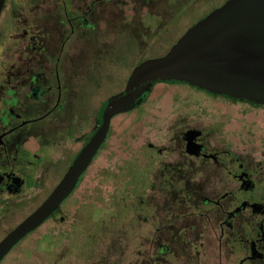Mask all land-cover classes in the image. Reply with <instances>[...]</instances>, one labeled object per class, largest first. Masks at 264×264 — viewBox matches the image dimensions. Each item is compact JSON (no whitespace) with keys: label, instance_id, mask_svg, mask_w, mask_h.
Segmentation results:
<instances>
[{"label":"flooded vegetation","instance_id":"af4514ba","mask_svg":"<svg viewBox=\"0 0 264 264\" xmlns=\"http://www.w3.org/2000/svg\"><path fill=\"white\" fill-rule=\"evenodd\" d=\"M41 1L5 0L0 13V243L50 196L90 138L94 129L81 137L75 131L92 110L98 115L105 95L95 87V76L103 78L104 72L89 61V40L100 34L106 17L112 21L122 14V3L127 8L136 0H52L51 11L33 15ZM106 2L120 5L106 9ZM91 97L98 101L91 103ZM181 130L177 147L182 159L173 182L192 187L173 195L179 218L153 225L155 231L144 240L150 246L136 250L129 263L264 264V202L241 198L258 191L260 165L229 149H215L204 130ZM74 141H84L76 152L68 147ZM53 148L64 152L53 158ZM186 164L192 172L185 171ZM186 172L192 177L188 181ZM231 180L235 189H229ZM61 206L0 264L9 259L23 264L33 251L19 249L37 230L50 221L65 222ZM185 214L193 215L188 225L193 241L186 236ZM91 238L79 243L85 253L78 252L81 264H122L119 248L118 253L97 250L94 244L104 239Z\"/></svg>","mask_w":264,"mask_h":264},{"label":"rangeland","instance_id":"374dc122","mask_svg":"<svg viewBox=\"0 0 264 264\" xmlns=\"http://www.w3.org/2000/svg\"><path fill=\"white\" fill-rule=\"evenodd\" d=\"M224 1L161 0L152 5L144 4L138 10L128 6L124 11L134 18L133 25L138 31L136 44L128 41V34H120L127 32L120 25V22L128 25L125 20H112L114 30L106 23L100 34L89 40V61L104 72L103 78L95 76V87L106 97L114 93L128 75L130 66L143 58L144 50H150V54L166 50L187 28ZM55 6L52 0H42L32 8V13L38 16ZM149 12L154 18L144 25ZM143 26L148 29L144 30ZM123 57L129 61L128 69ZM156 85L140 111L123 113L113 119L104 148L63 207L65 222L50 221L39 228L19 249L33 251L25 261L21 260L23 264H81L83 257L78 252L84 256L85 253L79 249V243L89 237L104 239V242L99 240V245L94 244L97 250L118 253L119 248L122 264L133 262L136 250L150 246L144 240L155 231L153 225L171 217L179 218L173 195L179 189L192 187L184 182H173L178 173L177 163L182 159L177 140L179 143L184 127L191 129L190 134L204 130L217 150L229 149L236 156L257 162L260 165L258 191L252 196L241 194V198L252 197L256 202H264V107L213 97L189 85ZM90 101L98 99L91 97ZM96 113L92 110L84 127L75 131L77 137L92 132L97 125ZM83 142H69V150L76 152ZM61 151L53 148V158L61 156ZM185 171L193 170L186 164ZM187 172L185 181L192 178ZM235 186L231 180L229 189ZM190 218L193 215L185 214L184 223L186 236L192 239ZM135 235L139 240H133ZM51 237H55L54 240ZM63 253H66L64 257ZM12 262L14 260L9 259L6 264Z\"/></svg>","mask_w":264,"mask_h":264},{"label":"water","instance_id":"95a60500","mask_svg":"<svg viewBox=\"0 0 264 264\" xmlns=\"http://www.w3.org/2000/svg\"><path fill=\"white\" fill-rule=\"evenodd\" d=\"M5 0H0V13ZM184 84L264 105V0H227L190 27L163 56L144 60L126 87L102 104L97 129L42 205L0 243V262L71 195L105 143L113 118L143 103L156 84Z\"/></svg>","mask_w":264,"mask_h":264},{"label":"trees","instance_id":"16d2710c","mask_svg":"<svg viewBox=\"0 0 264 264\" xmlns=\"http://www.w3.org/2000/svg\"><path fill=\"white\" fill-rule=\"evenodd\" d=\"M159 1H161V0H136L134 3H131V4H128V6H130V5H132V6H134L133 8H136L137 10L139 9V7L141 8L142 7V5L144 6V4H148V5H152V4H154V3H157V2H159ZM227 0H225L224 2H222V3H220L219 5H217L216 7H214V8H212L208 13H206L205 15H203L202 16V18H204L206 15H208L209 13H211L213 10H215V9H217V8H219V7H221L225 2H226ZM119 3H114V4H111V3H108V2H106L105 3V6H106V9H112V10H114L115 8H119ZM121 9H122V14L120 15V16H118V18L116 19V20H114V21H123V20H125V22L128 24V25H126L124 22H120V25L121 26H123L125 29H126V31L127 32H122V33H120V34H128L127 35V39H128V41H131V43L133 44V42L136 44V42L138 41L137 40V34H138V31H137V29H135L134 28V18L132 17V16H128V15H126L125 14V11H124V9H125V6H124V4L122 3L121 4ZM135 12H137L136 10H135ZM153 13H148L147 14V19H145V21L143 22L144 23V25H145V23H147V21H149V20H152L153 18H154V16L152 15ZM176 16L178 15V13H174ZM133 16H135V15H133ZM202 18H200V19H202ZM106 23L110 26V30L111 29H113L114 30V27H113V24H112V22L109 20V18H107L106 17ZM199 21V20H198ZM128 26V27H127ZM193 26V24L190 26V27H192ZM189 27V28H190ZM143 28H144V30H147L148 29V26L147 27H145V26H143ZM189 28H187L186 29V31L189 29ZM122 30V29H121ZM152 30V29H151ZM123 31V30H122ZM137 31V32H136ZM185 31V32H186ZM184 32V33H185ZM113 32H110V34H112ZM153 34H155V30L152 32ZM183 33V34H184ZM144 34H147V32H145ZM153 34H152V36H153ZM183 34H181V35H179L178 37H177V39L175 40V42L173 43V44H171L166 50L165 49H163V51H158L157 53H154V54H150V53H148L150 50H144L143 52H142V54H143V58L141 59V57H140V59H138L133 65H131L130 66V71H129V73H128V75L126 76V78L124 79V81L122 82H120L119 84H121V86L114 92V93H111L110 95H107V97H106V95H105V99L102 101V103H100L99 105H97V106H99V110H100V108H101V106H102V104L104 103V101L105 100H107L110 96H112V95H114V94H116V93H119V92H121L125 87H126V84H127V81H128V79H129V76H130V74H131V72L133 71V69L137 66V65H139L141 62H143L144 60H147V59H150V58H154V57H159V56H163V55H165L170 49H171V47L179 40V38L183 35ZM126 36V35H125ZM159 37V36H158ZM155 39V40H154ZM149 40V39H148ZM157 40V36H155V37H153V41L155 42ZM150 45V44H149ZM123 59H124V62H125V66H126V68L128 69V67H127V62H129V61H126V58H124L123 57ZM157 85H155L154 87H156ZM195 89V88H194ZM153 91V90H152ZM152 94V93H151ZM209 94V93H208ZM209 95H211V94H209ZM150 96L151 95H149V97L143 102V103H141L138 107H136L135 109H133V110H131V111H129V112H136V111H140V108L149 100V98H150ZM211 96H213V97H223V96H220V95H211ZM223 98H225V99H228V98H226V97H223ZM228 100H231V101H233V102H236V103H244V102H238V101H236V100H232V99H228ZM244 104H249V105H251V106H254V107H264V105H261V104H251V103H244ZM124 113H127V112H124ZM121 114H123V113H121ZM120 115V114H119ZM116 117V116H115ZM114 117V118H115ZM113 118V119H114ZM113 121V120H112ZM112 123V122H111ZM98 125H99V120H98V117H97V125L95 126V128H94V130H93V132L97 129V127H98ZM111 128V127H110ZM92 132V133H93ZM108 137H109V134H108ZM107 137V138H108ZM106 142H107V139H106V141H105V143L103 144V146H102V148L101 149H103L104 148V146H105V144H106ZM95 158V157H94ZM91 165V164H90ZM85 175V174H84ZM83 178V177H82ZM84 179V178H83ZM83 179H81V181L79 182V184L77 185V187L74 189V191L71 193V195H69V197L62 203V206L61 207H64L66 204H67V202H68V200H69V198L72 196V194L76 191V189L79 187V185L81 184V182H82V180ZM60 207V208H61Z\"/></svg>","mask_w":264,"mask_h":264}]
</instances>
